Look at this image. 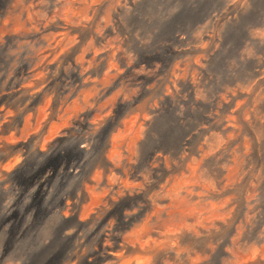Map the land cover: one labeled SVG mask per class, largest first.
<instances>
[{
  "label": "clouds",
  "instance_id": "1",
  "mask_svg": "<svg viewBox=\"0 0 264 264\" xmlns=\"http://www.w3.org/2000/svg\"><path fill=\"white\" fill-rule=\"evenodd\" d=\"M0 264H264V0H0Z\"/></svg>",
  "mask_w": 264,
  "mask_h": 264
}]
</instances>
